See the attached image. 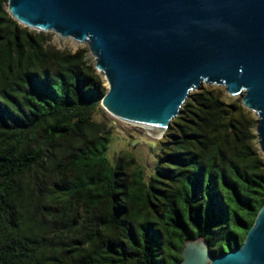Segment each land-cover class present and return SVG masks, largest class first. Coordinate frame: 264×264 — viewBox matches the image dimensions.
I'll return each instance as SVG.
<instances>
[{
    "label": "trees",
    "instance_id": "16d2710c",
    "mask_svg": "<svg viewBox=\"0 0 264 264\" xmlns=\"http://www.w3.org/2000/svg\"><path fill=\"white\" fill-rule=\"evenodd\" d=\"M0 0V264H178L243 243L264 204L256 116L209 85L188 94L154 172L107 157V91L88 49H61ZM101 114V120L94 115Z\"/></svg>",
    "mask_w": 264,
    "mask_h": 264
},
{
    "label": "water",
    "instance_id": "95a60500",
    "mask_svg": "<svg viewBox=\"0 0 264 264\" xmlns=\"http://www.w3.org/2000/svg\"><path fill=\"white\" fill-rule=\"evenodd\" d=\"M6 7L23 26L87 43L110 114L165 132L191 91L220 86L255 114L264 155V0H7ZM181 256L178 264H264V204L241 246L212 256L198 238L185 241Z\"/></svg>",
    "mask_w": 264,
    "mask_h": 264
},
{
    "label": "rangeland",
    "instance_id": "374dc122",
    "mask_svg": "<svg viewBox=\"0 0 264 264\" xmlns=\"http://www.w3.org/2000/svg\"><path fill=\"white\" fill-rule=\"evenodd\" d=\"M31 30H35L30 28ZM51 36V42L58 48L75 51L78 48L88 49V59L95 63V58L91 54L87 43H78L71 37H61L53 31H45ZM104 77V75H103ZM105 80V79H104ZM105 86L107 84L105 81ZM212 86V85H211ZM215 86V85H214ZM220 87V86H218ZM223 97L226 99L228 95L224 88ZM231 97H242V96H231ZM105 119L110 123L112 128L111 139L109 142L107 157L109 161L114 164L116 163V156L120 152H130L144 168L145 178L154 172L157 160V154L161 148L160 140L162 137H156L154 132H150L145 126L137 123H132L123 119H120L106 110H104ZM94 119L101 120V114L94 115ZM205 264L210 263V259H207Z\"/></svg>",
    "mask_w": 264,
    "mask_h": 264
},
{
    "label": "bare ground",
    "instance_id": "6f19581e",
    "mask_svg": "<svg viewBox=\"0 0 264 264\" xmlns=\"http://www.w3.org/2000/svg\"><path fill=\"white\" fill-rule=\"evenodd\" d=\"M132 123H134V122H132ZM137 124H139V123H137ZM141 125L145 126V128L148 129L150 132H154V135L156 137H161V135L164 132V127H153V126L144 125V124H141Z\"/></svg>",
    "mask_w": 264,
    "mask_h": 264
}]
</instances>
